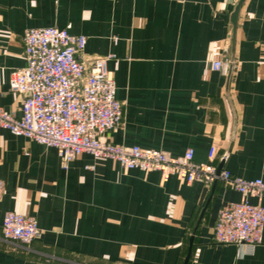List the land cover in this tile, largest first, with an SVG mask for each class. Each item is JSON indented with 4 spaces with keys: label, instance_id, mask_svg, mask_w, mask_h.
I'll return each mask as SVG.
<instances>
[{
    "label": "crops",
    "instance_id": "crops-1",
    "mask_svg": "<svg viewBox=\"0 0 264 264\" xmlns=\"http://www.w3.org/2000/svg\"><path fill=\"white\" fill-rule=\"evenodd\" d=\"M0 0V106L22 115L10 86L26 65L24 32L57 26L87 36L84 58L113 55L107 68L124 122L117 144L188 148L194 161L264 179V0ZM234 57L232 75L213 68ZM214 150L211 157L210 153ZM0 264H264L262 241L241 256L212 240L221 206L242 195L82 153L67 168L55 147L0 127ZM264 205V196H249ZM35 216L29 245L3 236L5 212Z\"/></svg>",
    "mask_w": 264,
    "mask_h": 264
},
{
    "label": "built area",
    "instance_id": "built-area-1",
    "mask_svg": "<svg viewBox=\"0 0 264 264\" xmlns=\"http://www.w3.org/2000/svg\"><path fill=\"white\" fill-rule=\"evenodd\" d=\"M23 40L26 65L13 70L10 77L11 88L24 96L22 115L0 106V127L55 147L64 168L78 155L88 153L117 160L125 171L158 170L164 177L173 174L187 182L209 185L221 180L242 198L221 206L212 240L235 244L241 256L255 251L262 241L264 205L252 203L249 196H264L263 178H242L226 168L218 174V166L194 161L193 148L174 157L164 150L108 140L105 133L118 130L124 122V104L117 97L115 79L107 68V60L113 55L86 60L87 36L57 26L28 28ZM234 60H215L213 68L232 75ZM213 154L214 150L211 157ZM3 192L0 179V199ZM2 231L6 240L23 245L42 235L35 216L14 210L5 212Z\"/></svg>",
    "mask_w": 264,
    "mask_h": 264
},
{
    "label": "water",
    "instance_id": "water-1",
    "mask_svg": "<svg viewBox=\"0 0 264 264\" xmlns=\"http://www.w3.org/2000/svg\"><path fill=\"white\" fill-rule=\"evenodd\" d=\"M243 1L244 0H240V2L238 3V5H237V7L235 9V12L233 14V20L232 21H233L234 25L237 24L238 16H239V13H240V8H241V5H242ZM231 58H233V57H231ZM230 76H231V74L229 75V77ZM223 166H224V160H222V162L218 165V168H217V173L218 174L221 172ZM216 181L214 182L213 187H215ZM193 243H194V235H192L191 238H190L189 249H188V252H187V255H186V258H185L183 264H187L189 259H190V256H191V253H192Z\"/></svg>",
    "mask_w": 264,
    "mask_h": 264
}]
</instances>
